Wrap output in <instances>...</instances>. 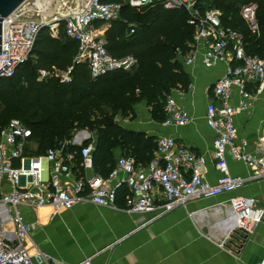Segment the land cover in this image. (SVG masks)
I'll return each mask as SVG.
<instances>
[{"label":"built area","instance_id":"1","mask_svg":"<svg viewBox=\"0 0 264 264\" xmlns=\"http://www.w3.org/2000/svg\"><path fill=\"white\" fill-rule=\"evenodd\" d=\"M79 1L80 7L73 12L60 14L53 8L44 16L38 13L39 18H25L23 12L35 13V8H40L36 3L27 5L26 0L4 20L0 78L12 76L16 65L28 59L42 28L58 30L60 24L67 35L78 41L77 59H88L93 76L119 66L128 69L134 59H112L94 23L109 24L119 19L124 5L137 9L152 4L184 9L188 24L194 28L192 50L199 45L204 47L201 54L203 65L212 68L226 64L213 84L216 101L207 105L205 114L207 125L214 131L212 146L219 176L214 184L208 183L203 169L205 158L196 156L187 147L178 146L172 136L157 137L154 159L146 166L135 165L132 157L120 155L107 178L95 172L84 175L76 171L75 157L76 154L80 156L82 172L91 168L93 141L82 145L70 140L64 145L49 147L43 153H35L28 148L31 130L19 120L11 119L0 127V264H34L27 240L39 221L26 222L21 212L23 206L47 208L51 214L86 199L99 206L111 207L115 205L116 190L124 186L127 189L124 197L127 211L153 213L157 217L192 197H215L239 187L242 180L230 175L229 158L264 173V155L245 152L247 142L237 141L233 122L234 114L248 109L251 97L264 90V58L246 54L242 32L223 25L218 9L203 7L201 0ZM24 6L26 8L22 10ZM256 8L251 2L239 10L252 32L258 29ZM134 31L135 25L129 24L127 34ZM52 33L56 35L57 32ZM194 57L192 54L183 59V65H189ZM41 74L46 75L45 72ZM63 78H68V72ZM248 85L253 91L248 90ZM234 93L238 96L237 105L231 103ZM163 110L164 125L183 126L190 120L188 112L177 106L172 95L164 101ZM69 145L82 146L78 151H72ZM184 171H188L189 176H185ZM252 201L250 198L231 201L230 211L237 228L244 229L248 223L257 224L262 220L264 212L260 209L254 211ZM256 264H264V256Z\"/></svg>","mask_w":264,"mask_h":264},{"label":"trees","instance_id":"2","mask_svg":"<svg viewBox=\"0 0 264 264\" xmlns=\"http://www.w3.org/2000/svg\"><path fill=\"white\" fill-rule=\"evenodd\" d=\"M201 1L203 7L221 12L223 25L242 32L246 54L264 58V0ZM251 2L257 6L256 32L239 12ZM129 24L135 25L132 34H127ZM60 25L56 35L42 28L28 59L16 65L12 76L0 78V127L11 119L22 122L31 130L37 153L64 145L76 129L95 132L92 169L103 178L114 168L116 148L132 157L135 165L146 166L154 159L157 137L125 128L116 117L133 118V106L145 102L152 120L161 122L166 98L173 90H188L183 57L192 49L194 28L186 12L155 4L142 9L124 5L119 19L104 33V48L112 59L132 57L134 63L128 69L119 66L95 76L88 59H77L78 41ZM66 72L68 78H63ZM90 142L87 139L82 145ZM81 146L69 145L72 151ZM75 158L76 171L82 174L80 156ZM126 192L120 186L115 200H124Z\"/></svg>","mask_w":264,"mask_h":264},{"label":"crops","instance_id":"3","mask_svg":"<svg viewBox=\"0 0 264 264\" xmlns=\"http://www.w3.org/2000/svg\"><path fill=\"white\" fill-rule=\"evenodd\" d=\"M110 24L98 21L94 26L104 38ZM203 48L199 45L183 57L195 55L189 65H184L190 79L188 90H173L170 94L177 106L190 115L185 125H164L152 120L145 102L133 106V118L117 116L116 121L155 137H174L178 146L205 158V180L214 184L219 176L212 146L214 131L207 125L205 114L207 105L216 101L213 84L226 64L204 66ZM248 90L253 91V87L248 85ZM231 103L237 105L236 93ZM233 122L237 141L247 142L245 152L264 155V90L251 97L248 109L234 114ZM95 138V132L76 129L71 141L80 144ZM28 148L37 152L32 139ZM114 154L115 158L120 156V148L114 149ZM228 169L230 175L242 180L234 191L210 198L192 197L157 217L153 213L127 211L124 200L103 207L85 199L51 214L47 208L23 206L26 222L39 221L27 240L34 264H256L264 256V215L259 223H248L243 229L234 225L230 210L232 200L250 198L251 208L264 212V173L231 158ZM93 172L91 167L82 174ZM184 174L189 176L188 171Z\"/></svg>","mask_w":264,"mask_h":264},{"label":"rangeland","instance_id":"4","mask_svg":"<svg viewBox=\"0 0 264 264\" xmlns=\"http://www.w3.org/2000/svg\"><path fill=\"white\" fill-rule=\"evenodd\" d=\"M207 1L208 0H206V2ZM210 1L211 0H209L208 2H210ZM29 3H31V4L36 3L35 5H37L40 8L36 7L35 13L26 12V11L23 12L22 16L25 18H39L38 17L39 15H37L38 13H42V16H44L45 14H47V12H52L53 8L55 10H57L60 14H66L68 12L76 11L78 9V7H80V4H81V2L79 0H28V2L26 4L28 5ZM52 4H53V6H52ZM25 8H26V6H24V8L22 10H24ZM141 19H143V18H141ZM60 26L58 25L59 29H60ZM59 29L55 30V28H54V29H49V31H50V33H52V32L59 31ZM98 36L101 39H104V38H102V36L100 34ZM30 146H32V145H30Z\"/></svg>","mask_w":264,"mask_h":264},{"label":"water","instance_id":"5","mask_svg":"<svg viewBox=\"0 0 264 264\" xmlns=\"http://www.w3.org/2000/svg\"><path fill=\"white\" fill-rule=\"evenodd\" d=\"M26 0H0V51L4 20L9 18Z\"/></svg>","mask_w":264,"mask_h":264}]
</instances>
